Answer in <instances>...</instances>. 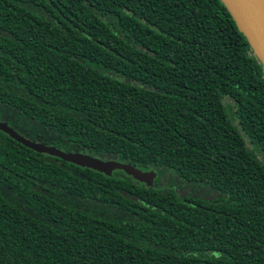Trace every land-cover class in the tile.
<instances>
[{
	"label": "trees",
	"instance_id": "obj_1",
	"mask_svg": "<svg viewBox=\"0 0 264 264\" xmlns=\"http://www.w3.org/2000/svg\"><path fill=\"white\" fill-rule=\"evenodd\" d=\"M0 264H264V67L221 0H0ZM186 190H185V189Z\"/></svg>",
	"mask_w": 264,
	"mask_h": 264
},
{
	"label": "water",
	"instance_id": "obj_2",
	"mask_svg": "<svg viewBox=\"0 0 264 264\" xmlns=\"http://www.w3.org/2000/svg\"><path fill=\"white\" fill-rule=\"evenodd\" d=\"M232 16L238 30L245 36L255 56L264 67V0H221ZM0 131L22 146L39 154H46L59 158L65 162L81 168H87L106 176L120 170L135 181L148 187L153 185L156 177L154 171H141L129 164H122L114 160H100L87 154L67 153L52 146L32 142L20 136L6 123L0 121Z\"/></svg>",
	"mask_w": 264,
	"mask_h": 264
},
{
	"label": "rangeland",
	"instance_id": "obj_3",
	"mask_svg": "<svg viewBox=\"0 0 264 264\" xmlns=\"http://www.w3.org/2000/svg\"><path fill=\"white\" fill-rule=\"evenodd\" d=\"M185 189V188H184ZM186 190V189H185Z\"/></svg>",
	"mask_w": 264,
	"mask_h": 264
}]
</instances>
